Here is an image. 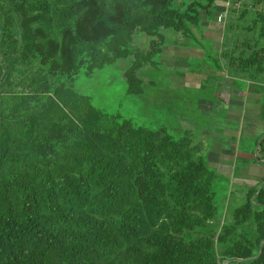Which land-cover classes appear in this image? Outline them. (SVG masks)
<instances>
[{
  "label": "trees",
  "instance_id": "1",
  "mask_svg": "<svg viewBox=\"0 0 264 264\" xmlns=\"http://www.w3.org/2000/svg\"><path fill=\"white\" fill-rule=\"evenodd\" d=\"M227 1L213 64L264 82V0ZM217 2L0 0V264H264L263 187L220 222L217 174L190 137L108 115L72 86L131 56L127 92L141 95L162 30L194 42Z\"/></svg>",
  "mask_w": 264,
  "mask_h": 264
},
{
  "label": "crops",
  "instance_id": "2",
  "mask_svg": "<svg viewBox=\"0 0 264 264\" xmlns=\"http://www.w3.org/2000/svg\"><path fill=\"white\" fill-rule=\"evenodd\" d=\"M227 4V0H218L213 16H202L201 33L196 37L205 43L176 36L163 47L159 66L152 67L153 72H146L142 77L144 86L148 85L146 103L152 107L148 113H166V123L161 122V125L169 133H185L193 130L194 121L186 118L180 112L178 102L171 99L181 93L189 94L193 110L197 105L199 111L210 118L208 124L212 130L209 134L213 135L214 140L212 145L206 147L208 165L213 167L236 155L240 160L237 166L239 173L241 170L246 175L254 176L250 181L258 186L264 179L261 176H264V169L262 173L257 170L264 160L256 159L258 144L264 138V82L239 80L225 68L213 64L218 63V59L212 61L206 57L211 47L215 53L221 47L223 21L217 17L227 11ZM204 82L211 85L201 91ZM144 91L145 87L142 96ZM242 138L257 144L254 162L247 161L245 152L237 156L235 143ZM239 177L244 178L240 174Z\"/></svg>",
  "mask_w": 264,
  "mask_h": 264
},
{
  "label": "rangeland",
  "instance_id": "3",
  "mask_svg": "<svg viewBox=\"0 0 264 264\" xmlns=\"http://www.w3.org/2000/svg\"><path fill=\"white\" fill-rule=\"evenodd\" d=\"M217 18L223 21L222 16L218 15ZM194 31L195 34L201 33V24L199 28ZM162 32L165 34L166 44L178 35L169 30H162ZM149 40L150 37L147 35L135 31L131 45L132 47L145 49L148 47ZM195 41L205 43L204 40L198 38ZM209 52L211 60L215 59L217 61V56L213 47L210 48ZM131 63L132 57L129 56L95 70L92 75H87L85 69L82 68L72 82V86L77 92L90 96L93 105L106 114H119L121 118L130 119L139 126L158 129L161 127V122L166 123V113H148V110L152 111V107H149L146 103L148 85L146 84V86H144L145 91L143 96L132 95L127 92L128 84L125 74L131 67ZM150 71L151 73L153 72L152 67H144L139 70L138 75L144 77L145 73ZM210 85L211 83H202L201 91L202 89L209 88ZM171 100H176L178 102L180 112H183L186 118H192L195 127H193L192 131H186L185 133H176V131H172L170 134L176 139L184 136L190 137L194 145V153L207 160L205 157V153H207L206 147L209 144L212 145L214 140L213 135L209 134L212 130L208 124L210 118L203 115V113L199 111L197 105L196 110H193V102L189 94L186 95L185 93H181L178 97L172 98ZM213 115L214 114H212V117ZM262 137H264V135ZM235 146L237 156H240L238 153L245 152L248 155L247 161L254 162L257 147L255 142L242 138L236 140ZM239 164L240 160L235 155L211 167L217 174L212 183V191L214 193L217 214L220 215V222L225 221L228 223L230 221L232 212L244 203L246 192L253 185L250 180L255 177L246 175L245 171L240 170L239 173L237 170ZM255 164L257 163L255 162ZM231 166L232 168L229 171ZM263 169L264 164H260L257 168L259 173H262ZM239 174L244 178H240ZM261 176L264 177L263 175ZM263 182L264 179H262L257 186V191L262 187L264 188Z\"/></svg>",
  "mask_w": 264,
  "mask_h": 264
},
{
  "label": "water",
  "instance_id": "4",
  "mask_svg": "<svg viewBox=\"0 0 264 264\" xmlns=\"http://www.w3.org/2000/svg\"><path fill=\"white\" fill-rule=\"evenodd\" d=\"M260 253H261V249L259 250V253L256 256L252 257V258H256ZM246 259H243V260H246ZM228 262H229V260H223L221 264H227Z\"/></svg>",
  "mask_w": 264,
  "mask_h": 264
}]
</instances>
